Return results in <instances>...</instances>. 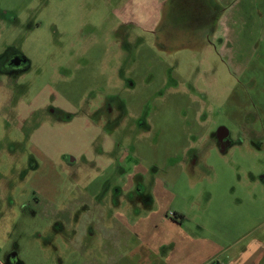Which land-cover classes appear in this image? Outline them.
Segmentation results:
<instances>
[{"label":"rangeland","instance_id":"rangeland-1","mask_svg":"<svg viewBox=\"0 0 264 264\" xmlns=\"http://www.w3.org/2000/svg\"><path fill=\"white\" fill-rule=\"evenodd\" d=\"M217 1L202 24L182 14L170 20L163 0H0V56L11 47L28 61L14 82L18 100L0 92L9 95L0 105V264L10 252L20 264H83L65 230L46 231L54 206L77 205L79 184L93 193L116 184L123 196L100 222L113 229L90 235L102 245L83 247L95 258L117 255L135 238L131 197L152 195L168 214L194 213L198 195L226 199L219 195L228 176L264 175V148L244 139L225 152L210 136L219 126L239 136L246 105L264 113V24L255 22L264 19V0L241 1L252 26L237 36L240 63L223 45L226 28L240 24L224 18L236 1ZM102 104L112 111L102 114ZM64 155L93 160L97 170L77 171L86 175L77 183ZM91 214L73 218L84 227Z\"/></svg>","mask_w":264,"mask_h":264},{"label":"crops","instance_id":"crops-1","mask_svg":"<svg viewBox=\"0 0 264 264\" xmlns=\"http://www.w3.org/2000/svg\"><path fill=\"white\" fill-rule=\"evenodd\" d=\"M235 1L231 7L229 5L228 9H223L226 15L224 18L240 24H238V29L226 28L227 33L223 45L226 51L235 50L234 56L232 53L231 61L240 63L243 51L240 50L241 45L237 36L245 33L244 29L248 30L247 27H251L252 24L249 23L252 22L249 21L246 12L240 5L243 0ZM162 5H167L170 20H176V16L182 14L185 21L191 19L203 24L209 18L207 11H210L212 6L215 9V6L219 4L217 0H163ZM162 9L164 11L165 8L162 7ZM163 11L161 16L166 13ZM255 22L264 24V19L255 20ZM214 29L213 33L216 35V24ZM228 31L231 33L229 34ZM202 48H204L203 45ZM258 86H261L260 83ZM246 107L247 110L243 109L242 114L247 119L244 121L242 118V121L238 123L240 135L236 138L230 135L232 143L223 150L225 152L234 147L238 140L242 142L244 139H248L249 145L255 149L264 148V113L254 103L251 104L254 109H251L250 105H246ZM249 116L252 117L251 120ZM255 118L257 119L254 120ZM222 127L230 132L226 126ZM252 140H259L260 145L256 146ZM215 145L217 146L216 143ZM224 182V194L219 196H225L226 199L220 202L221 199H215L214 192L207 196L198 195L191 201V204L197 207L194 213L189 210H173L172 215H169L168 211L159 210L153 206L154 197L152 195L145 199L131 197L127 200L128 204L126 205H129L128 207L132 208V212H134V215L131 216L130 226L133 228L130 232L135 238H130L125 249L119 254L96 255L95 258H92V255L87 252L89 250L86 251V248L83 250V247L87 245L88 248H93L94 242L97 247L102 245V240H99L98 237L94 240L90 235H94L93 229L96 227L102 231L113 229L114 223L110 227V222L106 224L100 222L107 219L104 214H108V210L115 211V208L111 204L112 198L109 194L96 204L93 202L94 195H88L89 205L94 206L82 211L81 215L85 216L90 212L93 215L88 217L89 220L84 227L79 220L75 226L76 234L67 239L66 246L70 249V253L80 249L83 264H85V260L86 264H206L210 259L216 257L220 258V264H264V175L236 174L228 176ZM126 192L128 194L130 190L128 189ZM108 198H111L110 202ZM119 200L121 203L123 196L117 195V201ZM212 205H215L217 209L215 224L209 223L208 214H210ZM223 205L224 208H222ZM105 209L108 210L105 211ZM120 213L117 212V215ZM91 218H95V220L90 222ZM192 221L193 223L188 224ZM85 233H87V237L84 238ZM113 241H116V244L120 242L116 239ZM90 256L91 260L86 258Z\"/></svg>","mask_w":264,"mask_h":264},{"label":"flooded vegetation","instance_id":"flooded-vegetation-1","mask_svg":"<svg viewBox=\"0 0 264 264\" xmlns=\"http://www.w3.org/2000/svg\"><path fill=\"white\" fill-rule=\"evenodd\" d=\"M27 68H28V61L21 53L17 52L15 49L11 47L6 48L4 52H2V55L0 56V92L9 91L11 93L10 94L11 99L12 100L15 99V101H17L18 100L17 97L22 95V92L19 89L20 87L14 84V82L21 80ZM5 96L9 98L8 94H4V95L0 94V105L3 104L4 102L3 97ZM15 107L17 106H14L12 108L15 109ZM104 110L106 112H111L112 108L109 105L104 106L102 104L99 108V111H101L103 114L105 112ZM48 111H49V115L52 116L54 113V109H51L49 107ZM95 113H97V111L94 112L93 114L96 115ZM230 135H231L230 132L229 131L227 132V129H225L222 126H219L215 131V133L212 132L210 133L213 142H215L222 151L225 150L227 146L231 145L232 139ZM252 142L256 146L260 145L259 140L258 141L252 140ZM82 159L83 158L76 159V157H74L73 155H64L61 160L63 169L66 172H68L69 176L74 177L75 175V177L77 178L76 179L77 183L84 181L83 179L86 177V175L83 174L81 176H77L76 175L77 171L80 172L87 169L97 170V165L94 163L93 160L89 162L87 159L84 160ZM77 185L78 184L74 185V187H77ZM79 185L81 189H79L78 192L79 197H77L79 198L78 199L79 201L75 202L77 203V205L73 206L72 199H69V201H65L64 203L62 202L63 208H57L54 206L50 211V216H53L54 219L49 224L46 231L47 232L53 231L54 233L59 232L58 234H63V231L65 230L66 233L69 234L68 237H66L65 242L67 241L68 238H70L71 235L76 234L75 226L79 223L80 217L73 218V214L81 215L82 211L87 210L90 207L94 206V205H89L87 200L88 195H92V194L94 195L93 202L96 204V202L100 203L103 197L109 194V196L112 198L111 204L114 206V208L118 204L117 201L118 187L115 186L116 184H114L111 188L107 187L106 189L107 191L104 190L103 187L102 191H96L95 193L92 192L93 190L90 191L86 190L87 184L86 185L79 184ZM140 193H142L141 190ZM65 196H66V192L64 194V198ZM94 220L95 218H91L90 222ZM88 226L90 227V225H87V227ZM71 230L73 234H71ZM83 236L87 237V233H85ZM5 260L8 264H20L18 256L14 252L7 253L5 255Z\"/></svg>","mask_w":264,"mask_h":264},{"label":"built area","instance_id":"built-area-1","mask_svg":"<svg viewBox=\"0 0 264 264\" xmlns=\"http://www.w3.org/2000/svg\"><path fill=\"white\" fill-rule=\"evenodd\" d=\"M169 215H172V213H169ZM219 261H220V258L216 257V258L210 259L206 264H220Z\"/></svg>","mask_w":264,"mask_h":264}]
</instances>
